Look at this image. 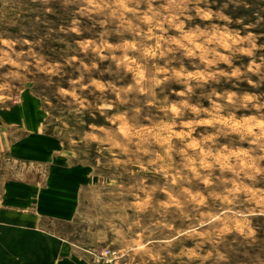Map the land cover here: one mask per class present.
<instances>
[{
	"label": "rangeland",
	"instance_id": "obj_1",
	"mask_svg": "<svg viewBox=\"0 0 264 264\" xmlns=\"http://www.w3.org/2000/svg\"><path fill=\"white\" fill-rule=\"evenodd\" d=\"M26 94L86 172L47 224L82 253L264 264V0H0V107ZM25 169L0 151V195Z\"/></svg>",
	"mask_w": 264,
	"mask_h": 264
},
{
	"label": "crops",
	"instance_id": "obj_2",
	"mask_svg": "<svg viewBox=\"0 0 264 264\" xmlns=\"http://www.w3.org/2000/svg\"><path fill=\"white\" fill-rule=\"evenodd\" d=\"M39 121L38 101L29 94L0 107V151L26 168L23 176L2 184L0 264H96L47 227L50 221L74 218L86 172L56 160L57 151L41 134Z\"/></svg>",
	"mask_w": 264,
	"mask_h": 264
},
{
	"label": "built area",
	"instance_id": "obj_3",
	"mask_svg": "<svg viewBox=\"0 0 264 264\" xmlns=\"http://www.w3.org/2000/svg\"><path fill=\"white\" fill-rule=\"evenodd\" d=\"M97 262L101 264H132L121 259L122 255L118 250L105 248L96 254Z\"/></svg>",
	"mask_w": 264,
	"mask_h": 264
}]
</instances>
